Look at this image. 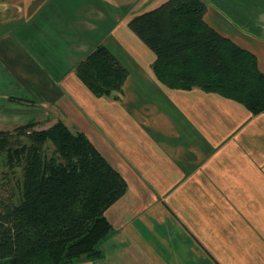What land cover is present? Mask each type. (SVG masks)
Segmentation results:
<instances>
[{
    "label": "crops",
    "instance_id": "obj_1",
    "mask_svg": "<svg viewBox=\"0 0 264 264\" xmlns=\"http://www.w3.org/2000/svg\"><path fill=\"white\" fill-rule=\"evenodd\" d=\"M107 1L0 0V38L17 39L3 44V62L9 67L17 54L30 75L17 74L20 82L28 92L51 93L46 102L66 126L76 118L88 131L96 124L110 151L87 137L127 183L104 212L111 229L99 256L83 264H264V112L199 86L165 85L154 54L127 26L132 12ZM246 1L244 25L220 9L208 18L209 6L204 20L253 53L264 74V23L251 18L264 0ZM97 45L125 68L134 62L142 80L134 65L121 91L93 95L75 67Z\"/></svg>",
    "mask_w": 264,
    "mask_h": 264
},
{
    "label": "trees",
    "instance_id": "obj_2",
    "mask_svg": "<svg viewBox=\"0 0 264 264\" xmlns=\"http://www.w3.org/2000/svg\"><path fill=\"white\" fill-rule=\"evenodd\" d=\"M206 10L204 0H165L131 15L127 26L154 54L153 71L165 85L199 86L253 114L264 112V74L255 55L209 25ZM75 74L102 96L121 91L128 71L97 45ZM30 128L0 130V155L24 154L20 198L0 195V264H72L81 255L99 256L111 229L104 212L125 192V179L83 131L61 120Z\"/></svg>",
    "mask_w": 264,
    "mask_h": 264
},
{
    "label": "rangeland",
    "instance_id": "obj_3",
    "mask_svg": "<svg viewBox=\"0 0 264 264\" xmlns=\"http://www.w3.org/2000/svg\"><path fill=\"white\" fill-rule=\"evenodd\" d=\"M165 0H113L112 2L107 1L106 6L111 9L109 6L119 5L123 7V10L131 11V15L141 12L143 10L150 9ZM209 6L208 18L212 17L213 9L223 10L225 16L229 17L230 20L237 21L244 25L245 22L249 21V11L247 8L248 3L246 0H204ZM254 2L260 3V0H252ZM258 4V3H257ZM254 7V6H253ZM261 8H264L262 6ZM252 20L256 22L264 23V9L263 11L260 9L257 11L251 12ZM127 15V14H126ZM3 31L0 28V33ZM14 33V31L12 30ZM12 40V36H5L0 38V130L14 131L16 127H19L24 124H30V129L40 130L42 128H46V126H50L54 122L58 121V116L60 111L59 109H54L50 106L48 102H46V95L51 96L52 94L42 93V92H28L26 85L20 82L19 78L16 76L17 74H21V81L23 79L30 78L29 73L22 72L23 69V61L20 62V58L18 59L17 54H14L15 60L10 59L6 61L9 67L3 62V57L5 56L3 52V44L9 48H11V42H17ZM104 46V45H103ZM139 46V45H138ZM143 48L148 51V49L144 46ZM15 51L17 50V44L14 46ZM142 48V47H141ZM118 51V50H117ZM17 52V51H16ZM149 52V51H148ZM119 54L121 52H118ZM135 53H141L140 49L135 45ZM124 55V54H122ZM129 62V60H127ZM127 62L126 67L130 70L134 67L135 63ZM79 64V63H78ZM77 64V65H78ZM76 65V66H77ZM76 70V67H75ZM132 70V69H131ZM138 70V72H137ZM141 72L137 69L135 65V77L137 81H141L143 77H141ZM24 81V80H23ZM144 82V81H143ZM146 84V83H145ZM149 87V90H153L150 84H146ZM158 90V89H157ZM4 92V93H2ZM6 93V94H5ZM116 94V92H113ZM112 94V93H111ZM148 94H140V98H147ZM149 95H154L149 92ZM158 96V94H156ZM108 96V95H102ZM126 97L120 98V102H124ZM130 99H135V93H133ZM129 101V100H128ZM14 102V103H13ZM135 103V101H134ZM161 103V102H160ZM9 104H13L15 107H19V109H8ZM4 105L6 107H4ZM63 113V112H62ZM64 120V119H63ZM64 121H68L65 117ZM73 123L69 122V129L71 131L81 130L86 128V123L81 118H77L72 120ZM78 121V122H77ZM47 123V124H46ZM95 131L84 130V133L87 134L89 138H94L96 141H100V138L96 132L97 125L92 122ZM82 128V129H81ZM24 143L28 144V141L22 140ZM99 145L103 149V153H108L109 147L102 141H100ZM24 154L21 153L20 157L14 156L12 159L9 158L8 152H3L0 155V195L10 197L14 202H17L22 193V181H23V170H22V162H23ZM99 246V245H98ZM87 258L91 260H96L97 257L81 255L74 259L72 264H83V261ZM6 264V261L3 263ZM39 264V263H36Z\"/></svg>",
    "mask_w": 264,
    "mask_h": 264
}]
</instances>
